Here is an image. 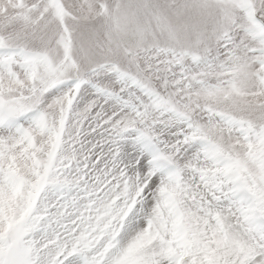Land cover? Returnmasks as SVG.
Returning a JSON list of instances; mask_svg holds the SVG:
<instances>
[{
	"label": "snow or ice",
	"instance_id": "snow-or-ice-1",
	"mask_svg": "<svg viewBox=\"0 0 264 264\" xmlns=\"http://www.w3.org/2000/svg\"><path fill=\"white\" fill-rule=\"evenodd\" d=\"M0 264H264V0H0Z\"/></svg>",
	"mask_w": 264,
	"mask_h": 264
}]
</instances>
